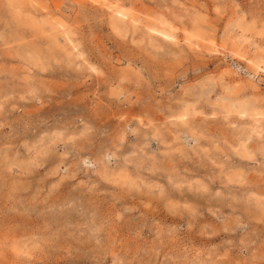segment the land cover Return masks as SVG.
I'll return each mask as SVG.
<instances>
[{"label": "rangeland", "instance_id": "rangeland-1", "mask_svg": "<svg viewBox=\"0 0 264 264\" xmlns=\"http://www.w3.org/2000/svg\"><path fill=\"white\" fill-rule=\"evenodd\" d=\"M30 1L0 0V264H264V0Z\"/></svg>", "mask_w": 264, "mask_h": 264}, {"label": "bare ground", "instance_id": "bare-ground-1", "mask_svg": "<svg viewBox=\"0 0 264 264\" xmlns=\"http://www.w3.org/2000/svg\"><path fill=\"white\" fill-rule=\"evenodd\" d=\"M10 1V0H9ZM30 1V0H29ZM31 2V1H30ZM115 13H117V14H120V15H122V17L125 15V13H124V11H123V9H118V10H116L115 11ZM115 15V14H114ZM129 15V14H128ZM123 18H125V16L123 17ZM132 20V19H131ZM57 21V20H56ZM132 22H134V21H132ZM54 23V22H53ZM57 25H59V26H63V24H60V22L59 23H57ZM54 26H56V24L54 25ZM57 27V26H56ZM117 28H118V26H117ZM149 28V27H148ZM149 30V29H148ZM150 30L151 31H153V32H155V33H159V34H161V35H163V36H166V38L169 36L170 37V35L167 33V32H165L164 30H160V29H157V28H150ZM66 40L72 45V48H75L76 46L74 45V44H72V42H71V40H70V38L66 35ZM172 38V37H171ZM233 54V53H232ZM80 55V54H79ZM234 55H235V53H234ZM249 63V62H248ZM253 63V62H252ZM253 67L256 69V70H262V71H264V67H262V66H260V65H257V64H253ZM90 68H93V67H90ZM240 109H243V108H240ZM239 116L240 115H244V114H247V115H251V116H253V115H262V113L260 114V112H250V111H242V110H236L235 111ZM190 113H191V111H190ZM187 114V112L186 111H183L182 113L181 112H178L176 115H174L175 116V118H177V120H179V121H187V119L185 118V115ZM253 126V125H252ZM260 131V130H259ZM245 144V143H244ZM241 146V151H242V153H241V155L242 156H244V157H247V158H250V155L251 154H249L248 153V151H246L245 150V148H244V145H240ZM246 146V145H245ZM43 150L44 149H41V150H37L38 151V153H43ZM229 175V174H228ZM240 175V174H239ZM234 176H236V175H232V176H228V178H227V180L229 181H232L233 180V177ZM242 181V180H241ZM187 183H189V182H187ZM198 187H200V186H198ZM201 187H204L203 186V184L201 185ZM252 196L254 197V199L256 200V204L258 205V204H260V197H259V195L258 194H252Z\"/></svg>", "mask_w": 264, "mask_h": 264}]
</instances>
